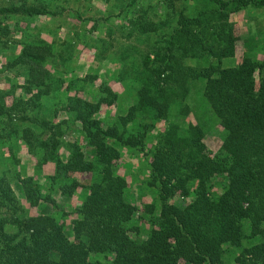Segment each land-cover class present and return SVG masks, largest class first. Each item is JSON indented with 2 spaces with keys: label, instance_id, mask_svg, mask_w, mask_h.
I'll return each instance as SVG.
<instances>
[{
  "label": "trees",
  "instance_id": "obj_1",
  "mask_svg": "<svg viewBox=\"0 0 264 264\" xmlns=\"http://www.w3.org/2000/svg\"><path fill=\"white\" fill-rule=\"evenodd\" d=\"M199 1L132 68L136 99L105 124L101 105L117 95L109 79L123 80L126 68L105 78L75 74L65 61L74 43L29 28L34 17L80 21V12L51 0H0V139L22 140L33 159L20 163L11 142V160L0 159V264H264V55L248 43L239 60L224 63L237 39L230 13L264 0ZM72 31L85 33L81 25ZM97 79L91 99L84 86ZM189 80H201L225 130L219 146L208 149L195 118L170 124L145 151L138 111L167 115ZM125 153L149 154L136 181L144 191L133 194L149 192L150 201L131 199L133 181L117 171ZM81 192L70 217L64 201ZM41 204L47 209L31 212Z\"/></svg>",
  "mask_w": 264,
  "mask_h": 264
},
{
  "label": "rangeland",
  "instance_id": "obj_2",
  "mask_svg": "<svg viewBox=\"0 0 264 264\" xmlns=\"http://www.w3.org/2000/svg\"><path fill=\"white\" fill-rule=\"evenodd\" d=\"M51 2V4L56 2L59 7L76 9L84 17V20L79 21V19L72 16V13L68 14L66 19H64V16H60L61 18L53 15L38 16L32 19L29 25L32 27L29 28L33 29L34 32L40 31L41 37L55 41L57 45L61 44L63 40L72 41L74 47L66 48V52L73 51L75 56L69 60L65 59V61L76 66L75 74H82L86 69H90L91 72L97 73L99 78H105L107 77V73H105L107 70L117 71L126 68V75H124L123 80L114 81L109 79V83H111L117 95L112 104L104 103L101 105L99 114L105 124L115 121L119 114L126 112L127 107L136 99L139 82L135 75L133 76L130 73L132 68H135L139 62L141 64L144 55L151 46L160 44L163 36L171 29L169 24L173 23L174 25L177 23L176 19L181 12L185 15L193 14L196 9L203 5L199 0H174L172 2H166V0H140L134 5L129 3V0H51ZM103 16L110 17L107 20L100 19ZM131 18L132 20L134 18V22H137H129ZM61 20H66L69 23L62 24ZM228 20L233 24L237 39L233 57L224 58V63L239 60L245 51H249V49H245L248 43L254 44L252 49L254 55L262 58L264 55V6L248 5L231 12ZM80 25L85 29L84 35L72 31ZM93 25L96 26L93 27ZM109 27L112 28V33L108 32ZM47 28L50 31H47ZM15 33L18 37H21V31L17 30ZM119 60L124 61V64L119 63ZM99 66L101 69H98ZM67 75L68 73H65L64 76ZM19 80H21V77H19ZM99 80L85 83L84 87L89 93H92L91 99H94V92H98ZM103 94L105 93L103 92ZM184 104L189 107L188 112H184ZM139 115L138 111V119L136 120L141 127L136 130H145L143 131V134H145L143 135L145 138V151L154 146L157 138L162 135L170 124L185 126L195 121V118L205 125V142L210 151L217 149L219 141L225 134V130L213 120L210 105L202 96L201 80L188 81V91L185 98H178L174 103L172 102L167 115L157 118L153 117L151 112H144L141 118H139ZM0 140L1 160L5 162L11 160L9 150L6 149L8 143L11 142V146L14 147L13 150L16 153L18 152L17 157H19L20 163L25 164L33 161L26 154V145L22 140L16 139L14 141L15 139L12 136L7 142L4 139ZM148 155L125 153L119 159L117 165V171L124 175L128 181H133L132 189L130 188L131 199L138 205L141 201H150L149 192L140 198L134 196L138 191L141 193L144 191L140 187L139 180L147 172L146 158L149 157ZM50 170L49 167L48 171ZM137 180L139 183H136ZM78 194L80 196L82 192L77 193L74 197L66 198L64 201L66 204L65 210L70 212V217L75 216L72 210L79 204L80 197H78ZM47 207L41 204L34 207L31 212L36 213L47 209Z\"/></svg>",
  "mask_w": 264,
  "mask_h": 264
},
{
  "label": "crops",
  "instance_id": "obj_3",
  "mask_svg": "<svg viewBox=\"0 0 264 264\" xmlns=\"http://www.w3.org/2000/svg\"><path fill=\"white\" fill-rule=\"evenodd\" d=\"M6 149H8V147H7ZM11 149L13 150V149H14V147L12 146V148H11ZM11 149H10V148L8 149L10 153H11V151H12ZM0 152H1V151H0ZM13 152H14V153H16V151H14V150H13ZM10 153H9V155H10ZM17 153H18V152H17ZM17 153H16V155H17Z\"/></svg>",
  "mask_w": 264,
  "mask_h": 264
}]
</instances>
